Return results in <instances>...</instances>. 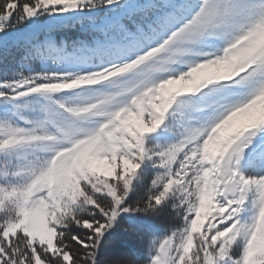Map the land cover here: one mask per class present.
Instances as JSON below:
<instances>
[{
    "label": "snow or ice",
    "instance_id": "6c2138e0",
    "mask_svg": "<svg viewBox=\"0 0 264 264\" xmlns=\"http://www.w3.org/2000/svg\"><path fill=\"white\" fill-rule=\"evenodd\" d=\"M0 264H264V0H0Z\"/></svg>",
    "mask_w": 264,
    "mask_h": 264
}]
</instances>
